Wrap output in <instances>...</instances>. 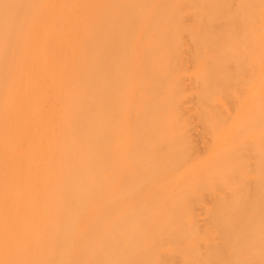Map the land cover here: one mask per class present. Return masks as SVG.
Segmentation results:
<instances>
[{
  "label": "bare ground",
  "instance_id": "obj_1",
  "mask_svg": "<svg viewBox=\"0 0 264 264\" xmlns=\"http://www.w3.org/2000/svg\"><path fill=\"white\" fill-rule=\"evenodd\" d=\"M0 264H264V0H0Z\"/></svg>",
  "mask_w": 264,
  "mask_h": 264
}]
</instances>
